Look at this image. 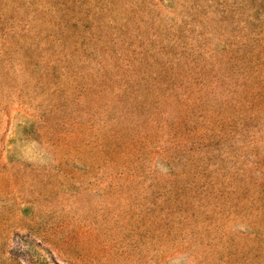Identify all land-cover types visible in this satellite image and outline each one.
<instances>
[{
    "label": "rangeland",
    "instance_id": "1",
    "mask_svg": "<svg viewBox=\"0 0 264 264\" xmlns=\"http://www.w3.org/2000/svg\"><path fill=\"white\" fill-rule=\"evenodd\" d=\"M0 264H264V0H0Z\"/></svg>",
    "mask_w": 264,
    "mask_h": 264
}]
</instances>
